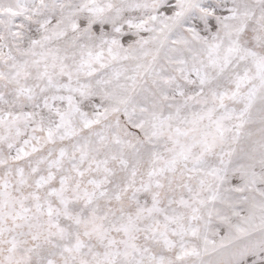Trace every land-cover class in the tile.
<instances>
[{
	"label": "snow or ice",
	"instance_id": "snow-or-ice-1",
	"mask_svg": "<svg viewBox=\"0 0 264 264\" xmlns=\"http://www.w3.org/2000/svg\"><path fill=\"white\" fill-rule=\"evenodd\" d=\"M0 264H264V0H0Z\"/></svg>",
	"mask_w": 264,
	"mask_h": 264
}]
</instances>
